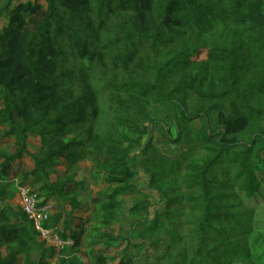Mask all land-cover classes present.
<instances>
[{"label":"trees","instance_id":"1","mask_svg":"<svg viewBox=\"0 0 264 264\" xmlns=\"http://www.w3.org/2000/svg\"><path fill=\"white\" fill-rule=\"evenodd\" d=\"M43 1L44 8L34 5L40 18L33 28L17 17L0 29V127L15 147L9 156L0 152V264H18L20 257L24 264H50L55 256L57 264H81L76 250L86 235L84 228L72 230L64 221L75 245L58 252L37 240L21 208L15 212L2 204L21 185L31 186L46 200L66 199L71 186H83L76 179L84 160L92 163V179L109 187L94 203L87 233L91 247L116 240L110 229L121 196L131 189V160L142 148L153 109L169 113L176 106L184 121L203 114L190 113L181 101L186 87L170 80L178 72L194 81L191 91L207 113H216L225 100L239 110L234 118L223 117L216 138L207 136L214 138V145L207 148L203 165L187 166L189 190L197 187L201 192L195 203L201 198L206 204L201 235L192 233L196 251L186 260L229 264L216 256L224 246L206 248L211 232L223 235L215 223L228 218L227 213L213 212L220 208L210 197L208 175L224 155L242 149L234 181L245 196L259 190L252 165L264 163V133H246L250 123L264 122V0ZM11 2L0 7V15L11 12ZM169 49L174 57L160 60ZM258 78H263L262 91ZM32 139L40 143L34 153ZM27 157L33 167L17 185V178L12 179L15 164ZM61 160L67 163L66 173L53 180ZM55 216L46 227L60 226L63 219ZM230 222L240 229V218L232 215ZM241 246L232 242L233 249L248 256ZM89 264H112V259L105 252L93 254ZM119 264L134 261L123 258Z\"/></svg>","mask_w":264,"mask_h":264},{"label":"rangeland","instance_id":"2","mask_svg":"<svg viewBox=\"0 0 264 264\" xmlns=\"http://www.w3.org/2000/svg\"><path fill=\"white\" fill-rule=\"evenodd\" d=\"M7 2L8 0H0V7ZM35 2L12 0L11 12L0 15V29L6 28L17 17L26 28H33L40 18V11L34 10L35 6L39 4L41 8L46 7L43 0L37 1L36 4ZM234 33L235 31H231L228 36L232 38ZM172 57L174 52L169 49L163 51L159 59L168 60ZM202 58L206 60L205 56ZM181 73L178 72L170 78L171 81L178 79L176 82L186 87L181 101L190 113L199 110L203 114L195 120L184 121L180 109L176 106L169 113L164 109L157 113L153 109L154 116L152 121L146 124L148 134L142 140V148L133 154L131 160V189L120 198L118 217L110 229V234L114 235L116 240L108 242L109 249L107 245L93 249L87 236L92 225L94 203L100 198L101 192L109 188L103 181L92 179L91 162L84 160L78 165L76 180L78 183L83 182V186L77 189L76 185H73L66 199L53 200L56 203L55 218L61 215V219H65V223L69 222L72 230L85 229L86 235L76 250L81 264H89L93 254L103 252L112 259V264H119L121 259L130 257L134 264H190L186 258L193 257L197 248V240L192 239V233L196 237L201 235L198 228L203 221L202 209L206 203L201 198L195 203L201 192L197 187L189 190V179L192 176L189 175L187 166L203 165L208 155L207 148L214 145V138L207 136L217 133L223 117L234 118L239 110L232 101L225 100L217 105L216 113H207L202 102L191 91L194 81L185 75L180 76ZM262 79H257L258 90ZM1 107L0 102V109ZM249 125L246 134L264 133V122H252ZM3 131L0 127V152L9 156L15 149L14 140L3 138ZM39 146V140L30 141L33 153ZM242 151L239 149L224 155L222 161L208 175L211 182L210 197L213 204L220 208L218 211L212 208L213 212L227 213L224 219L228 218L226 222L215 223L214 226L220 227L218 229L223 231V235L211 232V242L206 244V248L218 247L219 250L221 245L224 246L225 250H219L216 255L224 263L264 264V163L258 161L252 165L259 190L252 197L245 196L239 189V183L234 181L241 163ZM28 163L20 161L15 167L12 179L17 178V185L25 179L26 173L31 171ZM66 165L65 160L60 161L53 180L66 173ZM14 192L13 197L2 206L18 212L21 207L16 187ZM71 199L76 201L73 203ZM75 203L83 212L70 219L68 215L76 209ZM232 215L240 218L239 230L230 222ZM63 223L60 224L62 230ZM232 242L242 245L240 248L244 249L248 256H244L238 249H233ZM51 259L50 264L58 263L56 256ZM18 264H24L23 257L19 258Z\"/></svg>","mask_w":264,"mask_h":264},{"label":"built area","instance_id":"3","mask_svg":"<svg viewBox=\"0 0 264 264\" xmlns=\"http://www.w3.org/2000/svg\"><path fill=\"white\" fill-rule=\"evenodd\" d=\"M18 202L22 211L28 216L33 229L37 234V240L46 248L55 249L61 252L75 245V240L69 231L61 227H46L51 217L55 214V203L53 200H46L29 185L18 187ZM63 234L66 236L64 237Z\"/></svg>","mask_w":264,"mask_h":264},{"label":"crops","instance_id":"4","mask_svg":"<svg viewBox=\"0 0 264 264\" xmlns=\"http://www.w3.org/2000/svg\"><path fill=\"white\" fill-rule=\"evenodd\" d=\"M38 140H39V139H38ZM30 151L32 152V151H33V148L30 147ZM32 153H33V152H32ZM29 159H30V158L27 157V158H25L23 161H28V162H29L28 165H30L31 168H32V167H33V162H32V160H29ZM17 165H18V163H16L15 166H17ZM15 166H14V167H15ZM31 168H30V169H31ZM55 206H56V203H55ZM82 212H83V211L80 210V209L74 210L73 213H71V214L68 215V217H69L70 219L75 218L76 216H78V214L81 215ZM64 220H65V219H63L62 223L64 222ZM84 237H85V236H84Z\"/></svg>","mask_w":264,"mask_h":264}]
</instances>
